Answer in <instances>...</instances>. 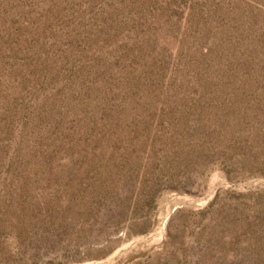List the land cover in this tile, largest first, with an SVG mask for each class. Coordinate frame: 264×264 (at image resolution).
I'll return each mask as SVG.
<instances>
[{
  "label": "rangeland",
  "instance_id": "obj_1",
  "mask_svg": "<svg viewBox=\"0 0 264 264\" xmlns=\"http://www.w3.org/2000/svg\"><path fill=\"white\" fill-rule=\"evenodd\" d=\"M0 264H264V0H0Z\"/></svg>",
  "mask_w": 264,
  "mask_h": 264
}]
</instances>
